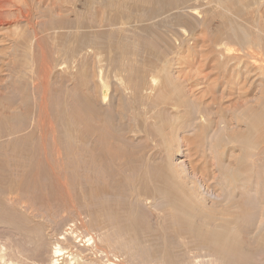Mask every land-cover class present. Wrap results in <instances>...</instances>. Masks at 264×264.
<instances>
[{
	"label": "bare ground",
	"instance_id": "1",
	"mask_svg": "<svg viewBox=\"0 0 264 264\" xmlns=\"http://www.w3.org/2000/svg\"><path fill=\"white\" fill-rule=\"evenodd\" d=\"M106 1L116 7L114 15L93 24L69 25V8L42 16L34 26L39 32L26 34L28 61L17 74L29 64L28 75L14 77L9 70L0 85V264H264V103L247 121L243 138L228 135L229 125L220 119L214 125L211 120L216 175L210 186L198 176L199 160L187 140L209 123L195 93L185 91V83L198 89L201 72L174 74L151 65L163 52L191 45L196 29L208 28L211 8L202 10L204 0ZM208 2L235 17L261 3ZM12 6L15 22L20 16L29 20L15 0H0V32L15 27L6 19ZM250 24L258 33L239 24L232 28L228 39L239 48H216L222 59L246 52L236 71L244 82L232 87L238 90L251 71L264 68V31L260 23ZM67 28L74 29L76 45L52 64L56 74L50 77L41 38ZM102 38L111 40L115 52L95 47ZM51 85L56 105L47 101ZM176 101L186 106L182 119L166 118V111L178 108ZM29 103L27 118L22 108ZM177 127L184 135H176ZM230 142L241 153L225 162L220 145ZM80 176L75 191L69 182ZM46 189L56 194V204L43 196ZM23 191L41 193L50 210L45 200L38 205Z\"/></svg>",
	"mask_w": 264,
	"mask_h": 264
},
{
	"label": "rangeland",
	"instance_id": "2",
	"mask_svg": "<svg viewBox=\"0 0 264 264\" xmlns=\"http://www.w3.org/2000/svg\"><path fill=\"white\" fill-rule=\"evenodd\" d=\"M66 1L24 0L23 4L19 2L18 4L15 0V4L19 5L22 12L29 17L28 21L24 20V18L20 16L19 22H15L16 20H13V14L15 13L13 11L15 6H12L8 9L7 7L5 8L8 11H11L9 12V14H6L8 15L7 17L5 16L6 19H9L11 23L14 24L15 27H17V29H15L14 26L12 27L8 25L6 26V28L4 26L3 30H1L2 32H0V85L7 82L6 74L9 70L14 77H24L28 75V73L24 72L28 67H31V65L29 64H27L26 67H22L21 73L17 74L18 68L19 66H21V63L23 61H28L25 55V47L27 45L26 34L31 37L34 32H39L38 28H35L34 26H37V24L39 25L40 21L43 19L42 16H45V18H52L54 16L53 14H61L63 12V9L69 8V10L67 9L66 17L69 19V25L74 26L78 22H84V25H88L87 23L93 24L99 21H104L106 18L109 20L116 11V7L114 5H111L106 0ZM105 2L107 5L105 4ZM127 2L128 1H122L123 4ZM260 2L261 3L259 5L246 7V11H243L244 14L242 16L235 17L228 12L225 13V15L222 14L223 9L221 7L215 5L214 3L208 2V0H204L202 10L204 11V9L206 8H211V20L209 22L208 28L196 29L195 35L192 37V40H190V42H192L191 45L186 43L185 46H182L179 49L175 47L173 50L163 52L161 56L153 58L151 62V65L155 66L157 69L165 68L167 69V71L174 74L178 69L192 71L197 70L201 72L199 77H203V79L199 80V86L196 85L198 86V89H189V83H185L187 87V90L185 88V91L189 95H192L193 92L195 93L194 100L198 103L199 106L201 105V107L204 109L206 113L205 117L209 118V123H204L205 128L203 132L198 131L194 136L187 135V140L190 146V152L194 157H196V159L199 160L196 169V171L198 172V176H200L210 186L212 183V172L214 171V174L216 175V169L214 165H211V133L212 128H216V125L214 127L212 125H214V123L218 119H220L221 123L229 125L228 135H237L239 138H243L242 135L248 131L247 121L253 117L254 113H258L263 109L261 107V104L264 103V68L262 71H251L250 79H246L245 83L241 85V89H234L232 87L234 86L235 82L238 81L241 83L244 82L245 79L244 77H241V75L238 76L236 71L241 66V62L243 61V59H246V57L244 56L246 52H240L241 55H232L229 57H225L224 59L219 58V52H216V48H219L221 43H226L235 48H239L234 39H228L229 35L232 32L234 24L243 26L245 31H249V29L251 28L258 33L257 29L253 28V26L250 24V22H257L260 23L261 29L264 31V0H260ZM72 5L74 6L73 9ZM59 11H61V13ZM73 31L74 29L67 28L64 30H59V33H57L55 37L47 38L45 36H42L43 39L41 38L40 44L45 55V63L47 64L48 69L51 68L52 70L50 77H53L56 74L53 65L59 62V60L61 61V58L63 59L66 55L70 54V49L66 50V48L68 49L69 45H71L69 48H72L73 45H76L75 42V44H73L74 40H72L74 38L72 37L74 34ZM80 31L83 30L80 29ZM66 38L68 39L66 40ZM69 39L71 40V42ZM101 40L102 41L99 40V44H95V47L102 48V52H115L113 50L114 48L110 45L111 40L107 38H102ZM58 43H60L61 47L63 48H60V44ZM110 47L112 48V51L110 50ZM84 51L85 49H83L81 52ZM33 63L37 71L38 68H40V58H38V64L37 61H33ZM50 77L49 83H51ZM189 81L190 79L188 80V82ZM250 81L252 82L250 83ZM48 90L50 95L49 97H47V101L50 105H53V103L55 104V92L57 91L56 88L52 85L48 87ZM176 102L178 104V108L176 109V111L171 109L166 111V118L172 117L177 120L182 119L183 112L186 106H184V103L180 101ZM54 107L55 106H53V108ZM22 109V111H25L24 113L28 111L26 115L28 118V114L30 112V103L28 105V110H24V108ZM46 115L51 116L48 111ZM48 120L49 122L51 120V124L49 123L50 125H54H52V127L53 130H55L56 134V125L52 122L51 117ZM211 120L213 122L212 125ZM9 121L10 119H8V122ZM26 123H28L27 119ZM3 124L5 125L6 123ZM175 124H178V122ZM262 124L264 125V122ZM168 125L170 124H166L165 126ZM6 126H8V124L4 127ZM168 129L169 128H167L166 131H168ZM3 130L5 129L2 128L0 131L4 132ZM176 130V135L178 137L184 135L182 128L177 127ZM256 137L257 136H255L254 139ZM36 138L37 137H35V139ZM27 145L29 146L31 145V143L27 142L26 146ZM220 150L224 151L223 158L225 162L232 161L235 155L241 153L240 147L232 142L221 144ZM61 163L63 164V162ZM63 166L66 167V163H64ZM77 168L75 167V169ZM244 168H246L247 173H250L249 164L244 165ZM20 169L21 168H14L12 170L11 168L10 170L20 171ZM28 169L21 170L25 172ZM80 181H82L81 176L78 181L72 180L71 182L70 179L69 183L74 184L76 187L75 191H77V187L79 188L78 184ZM74 182H78V184L76 183V185ZM28 183L29 182H26L24 184L22 183V185H25L24 187L28 186L27 188L29 189L31 183ZM48 183L49 184L47 185V189H49L50 185V182ZM47 189L42 191L43 196L49 199V201L53 200L52 204L51 202H48L50 203V205L56 204V202L54 201L56 200V194L47 191ZM32 191L41 190L32 189ZM23 193L30 198H34L35 201L39 202L38 205H43L40 202L42 200H45V198H42L43 196L41 193L38 195L25 191H23ZM47 199L44 201L46 204L44 202L42 203L47 205L48 207H45L49 209ZM50 208L52 209V206Z\"/></svg>",
	"mask_w": 264,
	"mask_h": 264
}]
</instances>
